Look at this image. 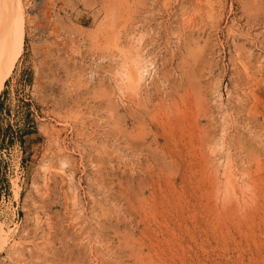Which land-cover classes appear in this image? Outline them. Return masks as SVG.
<instances>
[{
	"label": "rangeland",
	"instance_id": "374dc122",
	"mask_svg": "<svg viewBox=\"0 0 264 264\" xmlns=\"http://www.w3.org/2000/svg\"><path fill=\"white\" fill-rule=\"evenodd\" d=\"M20 2L0 264H264V0Z\"/></svg>",
	"mask_w": 264,
	"mask_h": 264
},
{
	"label": "bare ground",
	"instance_id": "6f19581e",
	"mask_svg": "<svg viewBox=\"0 0 264 264\" xmlns=\"http://www.w3.org/2000/svg\"><path fill=\"white\" fill-rule=\"evenodd\" d=\"M20 1L0 0V95L23 53L25 23ZM128 68L125 72L127 85H141L148 74L147 67L135 61Z\"/></svg>",
	"mask_w": 264,
	"mask_h": 264
},
{
	"label": "trees",
	"instance_id": "16d2710c",
	"mask_svg": "<svg viewBox=\"0 0 264 264\" xmlns=\"http://www.w3.org/2000/svg\"><path fill=\"white\" fill-rule=\"evenodd\" d=\"M29 133H31V132H29ZM29 133H28V134H29Z\"/></svg>",
	"mask_w": 264,
	"mask_h": 264
}]
</instances>
